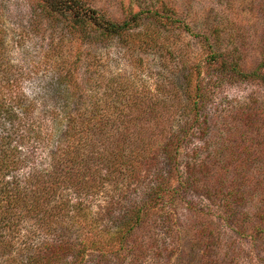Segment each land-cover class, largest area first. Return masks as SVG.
Masks as SVG:
<instances>
[{"label": "trees", "instance_id": "1", "mask_svg": "<svg viewBox=\"0 0 264 264\" xmlns=\"http://www.w3.org/2000/svg\"><path fill=\"white\" fill-rule=\"evenodd\" d=\"M37 5L63 42H118L142 53L158 50L164 61L173 57L174 66L161 64L162 71L172 79L181 74V92L162 98L149 92L127 96L126 87L133 86H117L83 112L62 113L58 104L49 107L46 96L29 93L31 71L12 60L5 33L0 35V264H106L138 245L130 239L142 227L154 237L143 241V261L150 251L168 260L172 243L156 238L157 230L180 237L167 208L188 190L208 200L222 196L229 206L243 199L233 189L222 194L221 175L211 181L216 162L196 159L187 164L186 174L182 171L184 145L203 139L208 129L205 67L189 64L182 46L166 42L163 33L177 23L184 31L192 29L174 8H161L155 0H143L123 20L83 0H38ZM146 13L154 29L146 26ZM214 35L219 50L209 58L211 80L222 84L257 78L264 86V57L248 73L239 52L223 48L222 29ZM55 47L56 90L64 94L65 107H74L79 63H66L63 48ZM254 103L235 117L251 130L244 139L261 145L264 109ZM105 192L112 194L98 234L82 237L77 221L101 220L93 215L92 201ZM256 218L257 237L264 238V212Z\"/></svg>", "mask_w": 264, "mask_h": 264}, {"label": "rangeland", "instance_id": "2", "mask_svg": "<svg viewBox=\"0 0 264 264\" xmlns=\"http://www.w3.org/2000/svg\"><path fill=\"white\" fill-rule=\"evenodd\" d=\"M83 1L107 12L116 20H123L129 10H139L138 4L143 2ZM155 1L161 8H174L192 29V33H189L177 23L164 31V40L179 43L186 52L185 59L189 64L200 63L205 67L203 87L208 92V129L203 139L198 138L184 145L181 153L182 171L186 174L187 164L196 159H208L209 164L216 162L211 181H217L216 175H221L225 190L222 194L228 196L233 189L243 199L229 206L223 204L222 196L208 200L201 192L188 190L167 208L174 213L172 219L176 222L180 237L172 238L157 230L156 238L172 243L174 251L171 258L165 260L155 251H150L143 261V241L148 243L154 237L150 238L142 227L130 239L131 244L138 245H132L134 247H129L120 257L113 256L106 264H264V238L257 237L256 229V216L264 212V144L246 141L244 138L247 139L251 130L244 129V124L235 117L240 108L255 105L254 102L264 109V86L257 78L217 84L211 80L208 63L211 54L219 50V46L214 44V31L222 29L223 48H234L239 52L244 71L251 73L260 66L264 57V0ZM37 2L0 0V35L5 33V44L12 60L31 71L26 84L29 93L46 96L49 107L58 104L62 113L83 112L97 101L108 98L115 87L124 88L123 85L133 86L126 87L127 96L132 92H149L162 98L181 92V74L172 79L162 71L161 64L174 66L173 57L164 61L158 53L160 60L158 50L142 53L118 42L91 44L75 39L63 42L60 35H55L52 24L41 17ZM145 16L146 26L154 29L155 24L147 17L148 13ZM207 38L211 41H207ZM52 46L63 48L66 63H79V85L74 107L72 104L65 107L62 99L64 94L56 90L53 69L58 64L55 65ZM165 88L168 89L167 93L162 91ZM246 146H249L248 150ZM111 194L100 193L92 201L93 215L101 220L93 219L86 223L77 221L82 237L98 234L101 222L107 215L106 203ZM119 194L120 191L117 192ZM233 218L235 221L231 224L230 219Z\"/></svg>", "mask_w": 264, "mask_h": 264}]
</instances>
